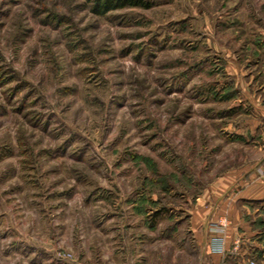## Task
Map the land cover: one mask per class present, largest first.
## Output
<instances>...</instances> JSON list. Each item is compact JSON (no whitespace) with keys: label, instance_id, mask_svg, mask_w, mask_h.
<instances>
[{"label":"rangeland","instance_id":"374dc122","mask_svg":"<svg viewBox=\"0 0 264 264\" xmlns=\"http://www.w3.org/2000/svg\"><path fill=\"white\" fill-rule=\"evenodd\" d=\"M144 1L0 0V264L205 263L197 197L255 159L264 0Z\"/></svg>","mask_w":264,"mask_h":264},{"label":"crops","instance_id":"0c3cea01","mask_svg":"<svg viewBox=\"0 0 264 264\" xmlns=\"http://www.w3.org/2000/svg\"><path fill=\"white\" fill-rule=\"evenodd\" d=\"M255 82L252 86L259 91L246 92L244 98L251 115L237 130L246 135L255 159L228 168L197 197L196 212L205 220L203 264H226L230 258L237 264H245L248 258L263 261L258 253H264V82ZM212 237L222 239L223 253L212 251Z\"/></svg>","mask_w":264,"mask_h":264},{"label":"trees","instance_id":"16d2710c","mask_svg":"<svg viewBox=\"0 0 264 264\" xmlns=\"http://www.w3.org/2000/svg\"><path fill=\"white\" fill-rule=\"evenodd\" d=\"M125 6L148 7L149 4L144 0H93L91 10L96 15H103Z\"/></svg>","mask_w":264,"mask_h":264},{"label":"built area","instance_id":"2783aa9c","mask_svg":"<svg viewBox=\"0 0 264 264\" xmlns=\"http://www.w3.org/2000/svg\"><path fill=\"white\" fill-rule=\"evenodd\" d=\"M210 247L214 252H224L223 241L220 237H216L210 241ZM245 264H262L254 258H248Z\"/></svg>","mask_w":264,"mask_h":264}]
</instances>
